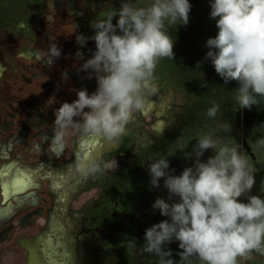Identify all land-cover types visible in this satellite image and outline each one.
<instances>
[{"label": "clouds", "instance_id": "obj_1", "mask_svg": "<svg viewBox=\"0 0 264 264\" xmlns=\"http://www.w3.org/2000/svg\"><path fill=\"white\" fill-rule=\"evenodd\" d=\"M190 9L189 0H154L147 8L122 3L118 13L91 22L96 51L80 70L89 78L95 74L98 87L91 94L78 89L75 100L55 108L52 135L45 132L42 137L53 156L63 154L70 130L111 143L120 140L134 114L159 91L154 81L158 59L174 56L165 20L186 25ZM210 17L216 19L218 32L207 40L206 58L225 83L238 82V106L250 109L257 97H264V0H211ZM60 56L61 49L50 45L49 66ZM217 110L218 106L209 108L208 115L215 117ZM209 149L215 154L201 160ZM193 158V166L180 175L171 174L168 159L148 165L151 185L159 187L164 178L169 200L179 199L155 200L152 208L171 219L145 229L144 251L158 256V264H175L171 249L164 247L173 240L179 242L182 264L193 257L202 264H238L240 258L251 259L253 252L264 255V198L247 195L255 185V171L239 146L217 149L216 142L205 136L185 152V159ZM116 167L112 159L82 171L95 174ZM244 195L247 202L239 199Z\"/></svg>", "mask_w": 264, "mask_h": 264}, {"label": "flooded vegetation", "instance_id": "obj_2", "mask_svg": "<svg viewBox=\"0 0 264 264\" xmlns=\"http://www.w3.org/2000/svg\"><path fill=\"white\" fill-rule=\"evenodd\" d=\"M41 5L40 10L36 9L34 12L31 8L25 13L13 12L0 16V167L12 160H17L21 168L35 170V183L39 185V187L28 189L23 194L28 197V200L22 207L17 206L15 198H10L6 203L0 191V209H6L9 205L14 208L11 216L0 217V264H30V247L36 249V252L31 255L33 261L37 258L46 260V251L54 258H59L63 264H69V261L74 264H108L109 247L102 242L104 232L108 237L114 238V223H129L125 214L117 219L109 212L111 202L114 199L117 200L120 193L126 190L122 185L123 178L120 176L121 174L128 176L139 170L138 160L144 154L152 150L159 151L162 141L168 135L165 133L176 129L171 127L172 122H175L176 109L168 108L169 110L164 112V118L167 121L168 113L170 117L165 133L162 134L160 130L157 132L150 130L154 132L150 137L153 140L151 147L149 144L145 146L140 139L143 130L139 127L134 129L129 123L117 143L108 142L100 136L85 134L79 130H70L66 137L67 146L63 154L58 158L53 156L48 151V144L42 142V137L45 132L49 137L52 135L55 108L65 101L75 100L78 89H87L91 94L98 87L95 74L89 78L87 71L80 70L84 62L96 51L93 39L95 29L91 26V22L94 21L92 19L60 24L54 16L47 22L48 16L41 12L43 9ZM96 10L93 11L96 12ZM63 13L64 11L60 13V17ZM52 44H56L61 49V56L49 66L47 52ZM65 72L66 77L63 75ZM224 85L223 83L214 93L226 94ZM164 91L172 92L174 100L185 96L182 90L169 84L165 89H160L154 95L155 98L160 100ZM137 114V118L142 123L141 126L144 125V117H141L140 112ZM155 116L150 115L153 122L156 120ZM158 127H160L159 123ZM82 142H91L95 145L87 159L83 158L85 149L81 147ZM134 144L140 146L137 152L133 149ZM112 158L119 162L114 169L116 171L114 175L117 177L116 182L115 180L113 182L117 184L112 189L117 188L116 198L113 195L109 197L104 194L105 196L99 200L96 198L83 200L75 194L74 197L65 200L67 193L65 185L70 179L75 185V192L87 191V194L95 191L96 184L93 182L97 180V174L101 173H95L93 175L95 179L93 178L90 184L82 183L81 181H87L82 169L94 163L107 162ZM133 158L137 160L134 162L137 166L129 167V161ZM109 173L113 174V172ZM48 174H51V179L48 178ZM62 176L63 179H61ZM107 177L108 180L103 181L100 187L103 185L108 189L107 184L112 182V177ZM9 178L4 177L5 180ZM53 184H58L59 187L52 188ZM99 203H101V210H96ZM66 204L71 210L68 220L72 227L82 218L84 220L88 218L91 224L87 226L89 230L84 229L81 232V228L78 229L79 238L61 241L57 232L64 231L66 224L70 227L68 220L63 227L64 222L62 223L58 217V214L63 211L62 206L65 207ZM81 206H84L83 213L86 214H81L82 211L77 210ZM91 207L93 214L89 213ZM99 227L102 228L103 233L100 232ZM62 233L73 238L69 233ZM88 233L89 238L86 236ZM120 233L125 234L121 231ZM41 236L45 240H51V247L46 243L37 242V238ZM99 236L100 243L95 245L94 241L99 240ZM113 238L108 245H112Z\"/></svg>", "mask_w": 264, "mask_h": 264}, {"label": "rangeland", "instance_id": "obj_3", "mask_svg": "<svg viewBox=\"0 0 264 264\" xmlns=\"http://www.w3.org/2000/svg\"><path fill=\"white\" fill-rule=\"evenodd\" d=\"M153 2L154 0H42L40 3V0H0V16L13 12L25 13L27 9L31 8L34 12L36 9L40 10V5L43 4L41 5L43 8L41 12L48 16L46 17L47 22L55 16L58 23L71 24L77 21L84 22L85 19L87 21L102 19L112 12L118 13L122 3H129L134 8H147ZM189 3L191 9L189 22L186 25L179 23V21L170 24L168 20H165L167 34L173 40L174 56L173 58L163 57L158 59L154 72V81L157 83L159 90L173 84V87L182 90L186 97L183 95V98L174 100L173 93H167L166 91L162 93L160 100L152 95L148 98L145 107L139 111L141 117H144V125L141 126L142 123L137 118L139 112L134 114V119L130 122L134 129L139 127L143 130L140 139L145 143V146L149 144V147H151L153 140L150 137L154 132L150 130L153 129L156 132L160 130L162 134L165 133L170 117L168 113L166 118L169 120L167 121L164 118V112L165 110L176 109L175 122H172L171 125L176 129L170 131V133H165L169 136H165L162 147L158 148L159 151L152 150L144 154L138 160L139 170L128 174V176L124 174L120 176L123 178L122 185L126 190L118 196L117 200L119 199V201L114 199L111 202L109 212L111 216L117 219L125 214V218L129 220V223H114V238L112 237L114 242L112 245H108L112 238L104 232L102 242L109 247V250H107L108 264H158L160 258L155 254L145 252L143 249L145 229L162 220H169L170 222L171 218L162 216L158 209L152 208V205L157 198H163L169 203L178 201L179 198L172 197V200H169L168 190L164 186V178L160 179L159 187L151 185L148 165L159 159H168L171 174L180 175L185 167L193 166L194 158L185 159V152H191L200 138L211 137L216 142L217 149L225 145L229 147L239 146L240 153L249 161L255 171V185L247 195H258L264 198V97H257L258 103L250 109L238 106L236 99L238 82L231 80L225 83L216 73L211 60L206 58V53L210 50L207 47V40L210 37H215L218 32L216 19L210 17L211 0H189ZM94 9H97L96 12L93 11ZM62 11L65 14L63 13V16L60 17ZM91 12L93 13L90 15ZM33 17H35L34 14ZM118 18V15L113 17V24L116 23ZM223 83L225 84L226 94L214 93L215 90L221 88ZM171 103L172 105H170ZM213 106H218V110L215 117H210L208 109ZM150 115H156L155 122L159 123L160 127L154 126ZM133 149L136 151L140 149V146L134 144ZM214 154V150L209 149L205 151L201 160L206 161L209 156ZM112 159L116 161L117 165L119 164L115 158ZM134 162H137V160L135 158L131 159L129 167H136L137 165ZM173 169L174 171H172ZM109 172H113V174L110 175ZM115 172V170L98 172L101 174H97V180L93 176L94 174H86L87 181L81 182L90 184L95 179L93 183L96 184V190L87 194V191L75 192V185L71 179L68 180L65 185L67 192L65 200L74 197L75 194L76 197L79 196L83 200H92L93 198L99 200L105 195L109 197L113 195L116 198L117 188L112 190L117 184L113 182L114 180L116 182L117 175H114ZM117 173L119 174V172ZM107 176L112 177V182L107 184L108 189L104 188L103 185L100 187L103 181L108 180ZM81 178L83 179V174ZM247 195L241 196L239 199L247 202ZM98 205L96 210H101V203ZM80 208L77 210L82 211L81 214H86L83 213L84 206ZM62 210L58 217L62 223L64 222V227L71 210L67 207V204L65 207L62 206ZM89 213L93 214L92 207ZM69 223L70 227L66 224L64 231L57 232L61 241H67L69 238H79L78 229L81 228L82 232L91 224L88 218L85 220L82 218L74 227H72L70 221ZM99 230L103 233L102 228L99 227ZM120 231L125 234L122 235ZM62 232L71 234L73 238ZM116 232L117 234H115ZM86 236L89 238V233ZM100 239V236L99 240L95 239V245L100 243ZM178 243V241L173 240L164 247L171 249V258L175 264H182L178 255L182 250L179 248ZM101 245L99 244V246ZM114 252H116L115 256ZM188 264H202V262L193 257ZM238 264H264V255L253 252L251 259L244 260L240 258Z\"/></svg>", "mask_w": 264, "mask_h": 264}, {"label": "snow or ice", "instance_id": "obj_4", "mask_svg": "<svg viewBox=\"0 0 264 264\" xmlns=\"http://www.w3.org/2000/svg\"><path fill=\"white\" fill-rule=\"evenodd\" d=\"M154 126L158 127V123L154 122ZM10 147V146H9ZM81 147L85 149L84 157L89 158L91 151L95 148V145L91 142H82ZM35 170L31 168H21L17 160H12L0 167V191H2L4 200L7 201L10 198H15L17 200V206L22 207L24 203L28 200V197L23 194L32 187H39L35 183ZM4 177H10L5 180ZM48 178L51 179V174H48ZM63 179V176L61 177ZM58 184H53L52 188H58ZM34 202V201H33ZM14 208L9 205L6 209H0V217L11 216L13 214ZM38 243H46L51 247V240H45L43 236L37 238ZM41 251H44L41 249ZM36 252V249L30 247V264H63L59 258H54L51 254L45 251L47 256L46 260H41L37 258L35 261L32 260L31 255ZM69 264H74V262L69 261Z\"/></svg>", "mask_w": 264, "mask_h": 264}, {"label": "water", "instance_id": "obj_5", "mask_svg": "<svg viewBox=\"0 0 264 264\" xmlns=\"http://www.w3.org/2000/svg\"><path fill=\"white\" fill-rule=\"evenodd\" d=\"M116 252H114V256H115Z\"/></svg>", "mask_w": 264, "mask_h": 264}, {"label": "bare ground", "instance_id": "obj_6", "mask_svg": "<svg viewBox=\"0 0 264 264\" xmlns=\"http://www.w3.org/2000/svg\"><path fill=\"white\" fill-rule=\"evenodd\" d=\"M151 106V105H150ZM149 108V107H148ZM151 108V107H150Z\"/></svg>", "mask_w": 264, "mask_h": 264}]
</instances>
